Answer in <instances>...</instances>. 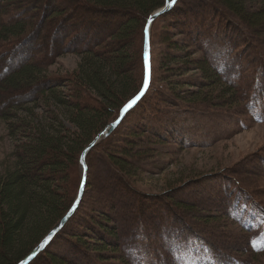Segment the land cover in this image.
Listing matches in <instances>:
<instances>
[{"label":"trees","instance_id":"obj_1","mask_svg":"<svg viewBox=\"0 0 264 264\" xmlns=\"http://www.w3.org/2000/svg\"><path fill=\"white\" fill-rule=\"evenodd\" d=\"M61 1H64L65 4L60 3ZM61 1L0 0V59L3 60L0 66L2 76H0V119H8L13 112L25 109L26 105L39 107L38 105L42 104L49 111V120L52 122L49 126L44 125L42 121H37L34 124L33 122L37 116H34L30 110V114L33 116L31 119L34 121L31 122L30 120L24 123L23 127L24 133L27 136L29 135L31 141L22 147L17 155L15 165L7 169L3 175L0 174V264H19L22 262L72 207L83 178L80 166L81 155L109 124L119 118L124 106L141 90L144 82L143 47L145 27L149 17L157 10L165 7L167 2V0ZM204 2H206L207 10L202 9L199 11L202 17L199 20L200 22L196 20V23H194L198 15L197 12L196 14L193 13L194 15L188 12L187 16H182L184 10L181 13L183 19L186 17V21L192 23L190 25L196 26L197 29L195 30H198L196 32H198L197 35L200 38L205 36L202 37V48L207 53V59L204 58V64L200 68H196L203 70L207 82L220 79V82L223 80L230 86L244 87L241 95L244 92L247 98L249 97L248 100L254 103L256 92L252 96L250 94L258 84V67L254 66L250 71L247 70V64L243 62L242 57L237 55L231 42L225 43L228 52L223 46H217L219 53L224 56H219L216 52L210 51L211 44L208 43L206 37L217 36L214 32L218 30L222 20L225 22L228 19L237 20L248 28L262 26L264 25V8L247 18V16H244L246 14L243 12L242 2L238 0H204ZM179 3L180 0H177L176 4L152 25L150 31L152 79L147 94L137 108H134L128 116H125L123 123L108 138L99 142L92 152L95 157H104L103 161H107V165L114 176L116 185L113 184L112 189L107 188L111 189V193L114 189H117L122 200L128 199L127 202L118 201L117 196L119 194L117 193L114 202L115 205L123 202L122 211L129 214V221H134L139 216L144 219V214L149 211L148 201L156 199V197L136 189L135 182L129 179L130 174L133 175L138 170H143L144 160L149 157L148 152L150 150L143 147L142 143L148 146L156 144L154 142L162 143L165 141L163 133L165 132L169 137L173 129L169 126V121L167 123L168 117L164 121V119L159 118V115H151L150 119H147L140 114L142 117L141 120L138 119L139 122L128 118L134 113L138 112L137 114H139V111H144L154 81L153 43L155 42V31L162 29H156V26L164 21L165 17L175 14L172 12L178 8ZM48 8L51 9L48 10ZM11 12H15L16 17H10ZM31 14L33 17L40 14L41 21L39 25L44 20L43 25L38 27L37 33L39 31V33L45 34L42 37L38 35V39L36 30L28 34L32 22L31 17L29 19L27 17ZM223 14L229 18L226 20ZM48 15L49 17H47ZM46 17L50 19L47 21ZM50 22L51 24H49ZM189 23H186L185 28H183L186 31L185 33L189 29V26L187 28ZM48 25H51V27L46 29V27H49ZM163 29L166 30V26ZM183 29L181 28L182 31ZM191 33L194 34L195 32L191 31ZM21 39L22 42H20ZM57 40L63 42V45L51 48L48 52L46 45L53 44ZM36 41L41 45L40 50L37 43L35 47ZM74 43L75 46L77 44V50L75 46L72 47ZM29 44L30 46L33 45L31 46L32 52L25 50L24 46L29 47ZM134 45H137L138 48L135 56L132 55ZM211 49L214 50L212 45ZM258 51L261 53L260 50ZM72 52L79 54L81 57L82 61L78 69L67 75L64 81L58 78H49L47 75L49 67L64 55ZM21 54L23 55L21 56ZM226 54L229 59L225 57ZM23 56L24 60L28 62L25 63L23 59H20ZM20 60L22 66H18ZM182 61L185 60L182 59ZM195 61L191 63L196 64ZM179 62H181V59H178V57H174L172 60L169 59L170 64ZM136 65L140 68L138 81H134V78L130 75ZM11 69L15 71L8 77H4V74H8ZM221 83L218 87H225ZM170 86L175 88L173 83ZM65 87L68 88L69 92L61 93ZM214 89L210 94V96H215L213 100L222 98V100H228L232 103L238 100L237 97H234L236 94L226 91L227 94L218 95ZM196 95L192 93L187 96L189 97L187 102H197L187 111L195 122L205 125L212 114L216 112L219 115L217 112L219 110L216 108L209 111V109H206L209 106L208 98L199 100L198 97L195 98ZM6 100L8 102H5ZM248 100L244 101L249 103ZM2 106L9 107L2 110ZM174 114V112H166L167 116H173ZM237 114L234 113V117L240 119L241 128L245 127L246 125L241 119L243 114L236 116ZM246 115L252 121H260L253 110L246 113ZM219 117L221 118L220 115ZM225 120L221 125L218 124L221 119H218L217 122L215 119L213 122L216 123L214 124L216 129L223 131V133L229 127L227 121L225 125ZM64 121L69 124L70 129L64 126ZM126 122L130 123L125 125ZM261 124H264V122ZM124 125L126 129L122 132ZM133 127L135 128L133 129ZM210 129L212 130V127ZM210 129L209 132L204 128L199 130L202 131L200 138L203 140L207 139L206 137L210 138L212 132ZM180 140H183L184 143L186 141L184 136ZM168 141L172 142V140ZM194 144L195 141H192L188 146ZM91 158L92 156L88 155L86 159L88 175L91 169ZM240 169L243 173L238 174L237 179L230 175L226 177L227 180L231 179L229 183H233L230 188L231 192H229L230 199L233 202L232 204L244 209V217L259 221L261 216L264 217V206L244 183L247 184L249 180L246 179L247 177L255 179L257 177L256 172L254 170L252 172L250 169L246 170L244 167ZM232 178L236 180H232ZM255 183L257 184L256 181L252 182V185ZM87 188L88 176L84 194H86ZM246 191L251 193L248 194ZM95 192L96 189H90L88 194H92L93 198L94 194L96 195ZM169 192H172V190ZM157 201L159 203L154 208H158L159 212L167 210L166 212L171 216L175 215L173 212L176 206L182 207L180 203L161 202L159 197ZM110 202V198L101 202L99 204L100 208H96L95 214H99L100 217L106 218L111 221L110 223L115 224L112 219L113 216L111 217V213L108 212V203ZM82 204L72 219L77 217L82 209ZM115 205L114 210L112 208L113 213H115ZM105 207V211L100 214L99 211ZM185 209L189 210L187 207ZM183 211H178V213L189 219ZM231 215L234 216L235 214L231 213ZM100 224L102 225V223ZM96 225L99 224L95 222L93 227L102 233L103 230L100 227L97 228ZM102 227L107 229V234L103 232L104 235L108 236L106 238H111L114 234L113 229L108 226ZM210 228L214 229L213 231L216 230V232L212 231V238L223 244L233 241L235 235H239L242 241L244 239L245 245L241 247L240 237H236L239 243L235 246H239L241 254L246 258L232 254V256L230 255L232 262L259 264V259L264 256V242L259 243L255 241L254 237L251 238V230L246 229L244 225L236 223L237 231L225 229L222 225ZM171 230V241L179 245V248L173 247L179 253V255H175L180 260L179 264H230L228 261L215 262V258L211 256L210 251L208 255L203 252L191 254V248L195 246V242L192 239L190 244L189 241H184L182 239L183 235H181L182 232L176 228L174 229V227L165 230L164 239L170 235L168 232ZM248 235L250 239L247 241ZM106 238L102 240L107 242ZM101 244L107 247L106 243L101 242ZM82 246L84 247V244ZM48 249L49 246L30 264L40 263L41 257ZM233 253H237V251L233 250ZM144 256L149 257L145 253ZM125 257L130 260V264H147L142 258L136 259L135 262L126 254ZM150 257L159 258L158 254L151 251ZM57 258L56 256L53 257V260L46 264H76L74 260L67 257L66 259ZM99 261L101 262L103 259H99Z\"/></svg>","mask_w":264,"mask_h":264},{"label":"rangeland","instance_id":"obj_2","mask_svg":"<svg viewBox=\"0 0 264 264\" xmlns=\"http://www.w3.org/2000/svg\"><path fill=\"white\" fill-rule=\"evenodd\" d=\"M238 1L242 2L243 12L246 14L244 16H247V18L264 8V0ZM63 2L61 1L60 3L65 4ZM203 2L204 0H180L178 8L172 12L177 15L171 14L169 17H165L164 21L157 24L156 29H162L155 31V42L153 43L154 81L152 90L148 94L144 111H139V114H137L138 112L135 110L137 113L128 118L139 122L142 116H149L148 114L152 116L159 115V118L164 119V121L168 117L167 123L169 121V126L173 129L169 137L165 132L163 133L165 141L162 143L152 141L156 143L153 146L142 143L143 147L150 150L148 152L149 157L144 160L143 170L140 169L135 174L129 175V179L135 182L136 189L156 197V199L148 201L149 211L144 214V219L139 216L138 219L129 221V214L122 211L123 202L115 205L114 200L117 193L119 194L117 196L118 201L127 202L128 199L122 200L117 189H114L111 193L113 184L116 185L114 176L107 165V161H103L104 157H95L92 154L93 148L88 153L89 156H92V160L88 175V190L82 198V201L84 198L85 200L81 201L83 203L82 209L77 214V217L73 219L74 215L71 217L72 220L70 219L69 222H72L65 226L59 235L54 238L55 240L52 241L51 245H48V251L43 254L38 264H46L52 261L55 256L58 257L57 259H66L67 257L70 260H74L76 264H130V260L126 259L125 254L128 257L130 256L135 262L137 261L136 259L142 258L147 264H179L180 260L175 256L179 255V253L173 249V247L179 248V245L171 241L172 230L168 232L170 235L165 237V239L163 235L165 230L171 227L182 232L181 235H183L182 239L184 241H189L190 244L192 239L195 242V246L191 248V254H200L204 250V254L208 255L210 251L211 256L215 258V262L228 261L230 264H239L231 261L232 254L246 257L241 254L239 246H235V244L239 243L236 238L240 237L239 235H235L233 241L223 244L212 238L214 229L210 227L222 225L225 229L237 231V223L251 230V238L254 237L255 241L264 242V217L261 216L259 221L244 217V209L232 204L229 192H231L230 188L233 183H229L231 179H226L229 175L237 179L239 177L238 174L241 175L243 173L240 169L241 167L246 170L250 169L252 172L255 171L257 177L255 179L247 177L246 179L249 180L247 184L246 182L244 183L264 206V124H261L264 122V25L248 28L237 20L228 19L227 22L222 20L218 30L214 32L217 36L206 37L208 43L214 47V50H212L210 45V51L216 52L219 56H224L219 53L217 46H223L228 52L225 43L231 42L236 49L237 55L242 57L243 62L247 64V70L250 71L254 66L258 67V84H256L255 90L250 94L252 96L256 92L254 95L256 99H254L253 103L248 100L249 97L247 98L244 92L241 95L244 87L230 86L223 80H221V83L220 79L207 82L203 70L198 69L204 64V58L207 59V53L202 48V37L204 38L205 36L200 38L197 35L198 32H196L198 30H195L197 29L196 26L190 25L192 23L186 21V17L183 19L181 13L184 10L182 16H187L188 12L190 14H196L197 12L198 15L194 23H196V20L200 22L199 20L202 17L199 11L202 9L207 10L206 2H204V5ZM50 9L48 8V10ZM11 13L10 17H16L17 14L15 12ZM39 15L36 14L33 17L31 14L27 17V19L31 17L32 22L31 30L28 34L36 30V37L38 35L42 37L45 34L42 32L40 34L39 31L37 33L38 27L42 26L44 22L43 20L42 24L39 25L41 21ZM223 16L226 20L229 18L225 14ZM49 19L47 18V21ZM186 23H189L187 25V28L189 26L187 33L183 29ZM48 26L46 29L51 27V25ZM165 26L166 30L163 29ZM191 31L195 33L193 34ZM20 42H22V39ZM37 42H35V47ZM62 45L63 42L61 43L60 40H57L53 44H47L46 49L50 52L51 48ZM31 46L30 44L29 47L25 45V50L32 52ZM38 46L40 50L41 45L39 43H37ZM74 46L75 43L72 44V47ZM134 46L133 56L138 52L137 45ZM75 47L77 50V44ZM75 52L64 55L50 66L47 71L48 77L64 81L67 75L77 70L82 60L79 54ZM174 57L181 59V62L170 64L169 59L172 60ZM226 58L229 59L228 57ZM20 59L25 61L24 56L20 57ZM182 59L185 61H182ZM2 61L0 59V66ZM194 61L196 64L191 63ZM18 62H20L18 66L23 65L21 60ZM26 62L28 61L26 60ZM14 71L11 69L8 74H4V77H8ZM130 75L134 78V81H138L140 68L136 65ZM171 83L174 84L175 88H171ZM220 83L225 87H218ZM212 89L216 90L218 95L225 94L226 91L236 94L234 97H237L238 100L235 103H238L222 100V98L213 100L215 96H210ZM62 92L68 93L69 90L65 87ZM192 93L197 94L195 98L198 97L199 100L208 98L209 106L206 109L211 111L218 108L219 111L217 112L221 118L215 112L208 122H205V125L195 122L187 111L188 108L193 107V104H197V102H187L189 98L187 96ZM244 100H248L249 103ZM2 102L4 103V101ZM5 102H8V100ZM159 103L161 104L160 106L158 105ZM38 106L26 105L25 109L13 112L8 119H0V174L3 175L7 169L15 165L18 158L17 155L22 147L31 141L28 137L29 135L27 136L24 133L23 127L24 123L30 120L31 122L34 121L31 119L33 116L30 114V110L34 116H37L33 122L34 124L37 121H42L44 125L48 126L52 124L49 120V111L46 110V106L42 104ZM8 107L2 106L1 108L5 110ZM252 110L255 111L260 121L255 122L248 118L246 113ZM166 112H174L175 114L167 116ZM234 113H238L236 116L243 114L241 119L245 123V127L241 128L240 119L235 118ZM215 119L216 122L221 119L218 123L219 125L226 119L225 125L227 121L229 127L225 129L224 133L216 129L214 125L216 123H213ZM129 123L126 122L125 125ZM125 125L122 127V132L126 129ZM64 126L70 129L66 121H64ZM210 127H212V130ZM203 128L207 129L208 132L209 129L212 131L210 138L206 137L207 139L205 140L200 138L202 131L199 130H203ZM183 136L186 140L185 143L180 140ZM168 140H172V142ZM192 141H195V144L188 146ZM246 173L248 172L246 171ZM236 179L232 178V180ZM254 181L257 184L252 185ZM90 189H96V195L94 194L93 198L92 194H88ZM171 190L172 192H169ZM161 195L164 197H161ZM158 197L161 202H170L169 204L180 203L182 207L176 206L173 212L175 215L173 216L169 215L166 212L167 210L159 212L158 208H154L159 203L157 201ZM108 198L111 200L108 203V212L111 213V217L113 216L112 219L115 224L110 223L111 221L106 218L100 217L99 214H95L96 208H100L99 204ZM114 205L116 208L115 213H113ZM186 207L189 210H186ZM105 209L106 207L99 213L102 214ZM178 211H183L189 219H186L185 215L179 214ZM231 213L235 215L232 216ZM95 222L99 224L96 227H100L104 234H107V229L102 226H108L113 229V236L106 238L108 236L104 235L103 232H98L93 227ZM213 232H216V230ZM104 238L107 239V242L102 240ZM249 239L248 235L247 241ZM101 242L106 243L107 247H104ZM82 244H84V247ZM240 245L241 247L245 245V241L244 239L242 241L241 237ZM124 248L126 249L123 250ZM233 250H236L237 253H233ZM150 251L158 254L159 258L150 257ZM144 253L149 257L144 256ZM99 259H103V261L100 262ZM258 263L264 264V256L259 259ZM33 264H36V262Z\"/></svg>","mask_w":264,"mask_h":264},{"label":"water","instance_id":"obj_3","mask_svg":"<svg viewBox=\"0 0 264 264\" xmlns=\"http://www.w3.org/2000/svg\"><path fill=\"white\" fill-rule=\"evenodd\" d=\"M176 3V0L171 1L167 0L165 7L153 13L146 24L145 27V38H144V47H143V61H144V82L142 85L141 90L139 93L130 100L122 109L119 118L109 124L97 137L96 139L91 142L88 147L84 150L80 158V166L83 172V178L81 182V186L79 188L78 195L69 209V211L63 216V218L56 224V226L48 233V235L36 246V248L19 264H30L33 260L37 258V256L42 253L48 245L54 240V238L63 230L65 225L69 222L71 217L75 214L76 210L78 209L86 187V181L88 176V167L86 165V159L88 153L102 140L108 138L120 125V123L124 120L125 116L132 111L137 104L144 98L146 95L150 83H151V45H150V31L152 28L153 23L158 19L160 16L164 15L173 5ZM147 80V83L145 81ZM134 101V102H133Z\"/></svg>","mask_w":264,"mask_h":264},{"label":"bare ground","instance_id":"obj_4","mask_svg":"<svg viewBox=\"0 0 264 264\" xmlns=\"http://www.w3.org/2000/svg\"><path fill=\"white\" fill-rule=\"evenodd\" d=\"M156 20H157V19H156ZM146 94H147V93H146ZM142 100H143V99H142ZM142 100L137 104V106L142 102ZM137 106H136L135 108H137ZM132 111H133V110H132ZM132 111H131V112H132ZM128 114H129V113H128ZM128 114H127L126 116H128ZM148 115H149V116H145V118L150 119L151 114H148ZM124 120H125V119H124ZM124 120H123V121H124ZM123 121L120 123V125L123 123ZM120 125H119V126H120ZM67 224H68V223H67ZM67 224H66V225H67ZM66 225H65V226H66ZM64 228H65V227H64ZM64 228H63V229H64ZM58 235H59V234H58ZM51 243H52V242H51Z\"/></svg>","mask_w":264,"mask_h":264},{"label":"snow or ice","instance_id":"obj_5","mask_svg":"<svg viewBox=\"0 0 264 264\" xmlns=\"http://www.w3.org/2000/svg\"><path fill=\"white\" fill-rule=\"evenodd\" d=\"M173 2H174V0H173ZM145 83H147V80L145 81ZM134 102V101H133ZM254 246H255V242H254Z\"/></svg>","mask_w":264,"mask_h":264}]
</instances>
